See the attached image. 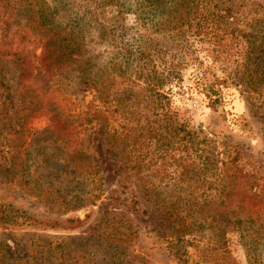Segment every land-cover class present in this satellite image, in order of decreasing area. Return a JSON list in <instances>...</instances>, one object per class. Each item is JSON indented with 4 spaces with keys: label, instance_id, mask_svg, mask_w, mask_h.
<instances>
[{
    "label": "trees",
    "instance_id": "obj_1",
    "mask_svg": "<svg viewBox=\"0 0 264 264\" xmlns=\"http://www.w3.org/2000/svg\"><path fill=\"white\" fill-rule=\"evenodd\" d=\"M210 6L207 0H0V136L20 143L8 154L20 150L24 156L13 162L6 179L64 210L95 204L104 176L94 149L107 146L115 151L109 157L118 158L117 164L138 182L130 196L133 204L140 195L169 222L159 234L177 263L189 264L187 248L207 238L200 251L202 264H235L222 240L237 234L248 264H264L256 253L264 247V174L242 166L235 148L210 133L187 129L178 111L166 106L164 89L187 66L182 55L193 47L194 37L203 41L217 36ZM128 12L135 14L134 27L123 23ZM92 34L111 49L106 63L84 46ZM247 36L242 70L212 80L205 96L211 106L218 104L219 87L234 79L244 88L247 105L264 121V32ZM116 78L141 83L145 90L134 98L117 95ZM41 109L52 126L38 131L30 118ZM171 181L181 185H168ZM118 186L129 187L124 181ZM103 216L90 237L51 239L43 242L41 252L16 264H56L52 251L73 242L102 246L96 237L101 227L113 231L105 236L104 246L112 250L109 261H95L90 253L87 260L71 255L67 264H151L144 255L128 253L139 237L125 224L129 217L113 210ZM73 223L80 222L40 218L0 203L3 230H73Z\"/></svg>",
    "mask_w": 264,
    "mask_h": 264
},
{
    "label": "rangeland",
    "instance_id": "obj_2",
    "mask_svg": "<svg viewBox=\"0 0 264 264\" xmlns=\"http://www.w3.org/2000/svg\"><path fill=\"white\" fill-rule=\"evenodd\" d=\"M207 2L211 5L209 10L215 16L213 28L216 29L217 36L203 41L192 38L193 47L182 55L187 66L176 73L173 83L164 89V93L169 98L166 106L168 110L178 111L180 118L186 121L187 129L210 133L220 144L235 148L232 149L239 154V158H242V166L249 168L251 172L264 174L263 115L256 114L247 105L244 88L232 83L234 79L228 81L224 87H219L220 102L213 106L205 96V87L212 80L231 78L242 70V52L247 46L249 38L247 35L261 30L264 32V0H207ZM59 22L64 25L66 21L59 19ZM193 22H197V18ZM123 23L127 27L136 26L135 14L130 12L123 14ZM84 46L91 54H99L102 63H106L112 55L111 49L97 42L94 34L85 39ZM36 54L39 55L40 50H37ZM113 90L117 95L134 98L145 90V86L127 78H116ZM1 100L0 97V103ZM30 124L38 131L52 126L49 116L43 109L30 118ZM3 136L4 133L0 136V203L10 204L18 210L28 211L40 218L77 219L80 223H73L72 225H75L73 230L47 228L42 230L40 227H20L10 230L0 228V264H16L17 260L23 259L31 252H41L40 246L43 242L51 239L90 237V232L97 222L107 217L103 216L107 210L127 215L130 222H126L123 218L121 220L127 225L130 224L139 236L138 240L129 244L128 253L132 252L133 256L144 255L151 264H180L172 256V249H169L168 243L159 234L162 230H167L169 222L140 195L136 204L130 200L131 194L136 193L138 182L123 168V164H117L118 158L109 157L108 154H114L115 151L111 153L107 146L101 150L94 149L95 160L100 161L104 176L100 200L95 204L89 202L69 211L64 210L59 204L52 206L46 203L42 197L40 199L32 197L28 188L10 183L6 179L7 176L12 175L13 169L10 168L13 162H19L24 156L20 150H17V154H8V151L15 150L20 143L12 144L8 141L12 139L11 136L6 141L2 139ZM94 138L93 136L92 139ZM54 158L59 157L54 155ZM27 164L31 165L32 159L28 160ZM34 168L35 166H31L29 170L33 172ZM114 170H118L119 174L123 175L122 178L119 179V176L113 173ZM123 181L129 187L125 189L122 188L123 185L119 187L118 184L121 185ZM173 184L181 185L168 182V185ZM74 188L78 189L75 185ZM75 193L76 190L72 191L70 196ZM115 195L120 197L119 200H115ZM120 230L126 229L120 228ZM111 232H113L111 227L98 229L96 237L100 242H104L102 246L94 243V247L88 248L85 243L73 242L63 246L61 250H53L52 252L57 254L56 264H67V259L71 255L87 260L90 259V253L95 261H99L97 258L109 261L107 254L112 250L105 248L104 244H106L105 236ZM215 239L213 240L216 244ZM207 240L206 238L195 247L187 248L186 258L189 264H202L200 251L203 250V244ZM222 243H225V248L235 264H248V252L239 243L237 234H226ZM67 251L70 254H67ZM256 253L264 258V247L256 250ZM127 260L130 261V256ZM132 264L138 263L135 261Z\"/></svg>",
    "mask_w": 264,
    "mask_h": 264
}]
</instances>
